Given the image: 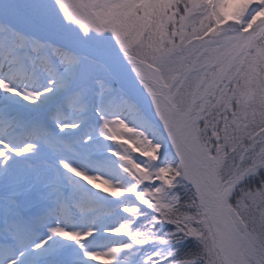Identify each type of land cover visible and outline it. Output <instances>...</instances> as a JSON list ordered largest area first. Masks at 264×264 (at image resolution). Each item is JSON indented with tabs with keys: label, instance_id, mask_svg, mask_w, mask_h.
<instances>
[{
	"label": "snow or ice",
	"instance_id": "1",
	"mask_svg": "<svg viewBox=\"0 0 264 264\" xmlns=\"http://www.w3.org/2000/svg\"><path fill=\"white\" fill-rule=\"evenodd\" d=\"M236 3L0 0V264H264V0ZM104 141L131 187L66 158ZM81 182L147 227L124 206L92 250Z\"/></svg>",
	"mask_w": 264,
	"mask_h": 264
},
{
	"label": "rangeland",
	"instance_id": "2",
	"mask_svg": "<svg viewBox=\"0 0 264 264\" xmlns=\"http://www.w3.org/2000/svg\"><path fill=\"white\" fill-rule=\"evenodd\" d=\"M66 158L69 159L70 161L76 163L83 170H85L88 174H101V175H104L105 177H107L109 179H112L113 182L119 183L120 185L124 186L121 178L118 176V174H116L114 164H112V162H110V161L101 160V159L100 160L94 159L91 162H86L79 157L68 156ZM81 183H84V182H81ZM85 186H87V185L85 184ZM94 191H96V190H94ZM172 194L173 193H170V195H172ZM98 195L100 197L105 196V200L108 202H106L107 204L104 205V207L107 209H111V212L108 215L102 216L100 219H97L94 223L90 220L89 223L83 225V227H85V228L91 226V227H95L96 229H98V232L96 234V239L93 240L91 243L95 244L97 242H103L104 240H108V241H110L108 243V247H110V246H115L116 244L121 243V242H126V238L112 236L109 233H107L105 231V229L111 228V227H116L119 224L123 223L125 218H126L125 217L126 214L124 212H122V208L124 206L129 205L134 200L137 201L136 198L135 197L132 199L130 198V200H128L127 202L123 201V204L115 205V203H112V201H114L113 198H107L106 195L103 193H98ZM121 198H119V200ZM119 200H117V201H119Z\"/></svg>",
	"mask_w": 264,
	"mask_h": 264
},
{
	"label": "trees",
	"instance_id": "3",
	"mask_svg": "<svg viewBox=\"0 0 264 264\" xmlns=\"http://www.w3.org/2000/svg\"><path fill=\"white\" fill-rule=\"evenodd\" d=\"M231 2L232 3H230V1H228V0H222L221 11L225 16L233 14V12L236 10V7H237L236 0H231ZM126 177H127V174H126ZM126 179H127L126 185L131 187L134 182L131 180L130 177H127ZM176 189H177L178 193H180V202L178 205L179 212L180 213H187L189 215H195L197 208H196V205H195L194 200H193L194 193L191 192V190H188L182 186L177 187ZM134 206H138V205L134 204ZM138 207H140L143 212H146L147 215L140 216L136 220V222L134 223L133 226L134 227H140V226L147 227V221L152 217L153 213L147 209L142 208L141 206H138ZM160 231L162 234L164 232H167L168 228L167 227H161ZM152 245H154L160 249H164L166 247L165 245H159V244H152Z\"/></svg>",
	"mask_w": 264,
	"mask_h": 264
},
{
	"label": "bare ground",
	"instance_id": "4",
	"mask_svg": "<svg viewBox=\"0 0 264 264\" xmlns=\"http://www.w3.org/2000/svg\"><path fill=\"white\" fill-rule=\"evenodd\" d=\"M84 187L87 188V186H85V185H84ZM87 191H88V190H87ZM88 194H89L90 199H92L93 201H95V202H97V203H99V204H103V203H104V200L102 199V200H103V201H102V200L100 199V197H98V195H95L93 192H89V191H88ZM124 200H125V201L128 200V197L124 198ZM71 226H72V225H70V227H71ZM109 242H110V241H108V240H104L103 243L98 242V243H96V244H90L89 247H90L92 250H104L105 248H107ZM92 245H93V246H92Z\"/></svg>",
	"mask_w": 264,
	"mask_h": 264
}]
</instances>
